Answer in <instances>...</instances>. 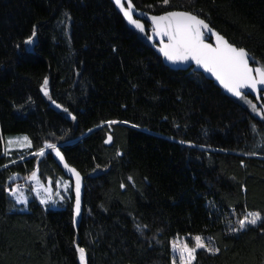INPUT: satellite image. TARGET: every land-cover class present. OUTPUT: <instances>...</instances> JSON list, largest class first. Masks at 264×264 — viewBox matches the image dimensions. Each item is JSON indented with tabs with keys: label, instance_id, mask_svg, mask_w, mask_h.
<instances>
[{
	"label": "trees",
	"instance_id": "trees-1",
	"mask_svg": "<svg viewBox=\"0 0 264 264\" xmlns=\"http://www.w3.org/2000/svg\"><path fill=\"white\" fill-rule=\"evenodd\" d=\"M130 2L143 34L113 0H0V264H80L77 245L85 264H172L182 235L219 249H198L192 264H264V119L193 67L167 66L145 20L191 12L264 67V0ZM263 96L245 97L261 111ZM16 134L31 147L5 154ZM45 141L83 177L75 223L72 191L57 210L31 187L26 210L4 191L34 170L41 181L67 178L50 149L29 156ZM253 211L257 226L228 230Z\"/></svg>",
	"mask_w": 264,
	"mask_h": 264
},
{
	"label": "snow or ice",
	"instance_id": "snow-or-ice-1",
	"mask_svg": "<svg viewBox=\"0 0 264 264\" xmlns=\"http://www.w3.org/2000/svg\"><path fill=\"white\" fill-rule=\"evenodd\" d=\"M114 3L131 25L141 32L145 30L144 24H142L139 19L133 18V5L130 0L127 7L122 3V0H114ZM163 4L168 5L169 0H163ZM63 15L68 17L69 13L65 12ZM151 21L153 33L156 36L167 37L166 43L161 40L159 51L168 61L173 63L187 61L194 62L197 66L203 68L205 72L211 73L227 92L241 100H244L246 95L243 93V89L248 88L256 90L257 85H264V67H256L255 69L250 67L249 56L244 48H238L228 43L223 36L213 32L212 29L209 28V25L196 15L183 11H167L164 12L163 15L151 16ZM205 31H208L215 36V46L205 42ZM35 37H37V27L34 25L31 35L25 39L23 44L25 46L33 45L35 43ZM148 39H152V37L149 36ZM16 47L19 50L21 45H17ZM28 50L30 49H25V51ZM47 86L48 78L45 77L40 90L46 97L51 99ZM29 99L31 98L29 97ZM51 102L57 108L62 107L60 104L56 103L55 100H52ZM252 107L255 110V105ZM63 111L68 112V109L64 108ZM68 114L73 120L76 119L71 113ZM108 123L111 125L117 122L109 121ZM124 123L127 122L125 121ZM253 130H255V127ZM89 131H91V129ZM111 140L112 137L109 136L105 143H110ZM181 143L184 142L181 141ZM188 143L191 146V142ZM13 144L19 145L21 148L31 147V141L27 136L9 138L7 145L11 146ZM46 149H50L61 161H64V157L57 145L47 141L44 142L43 147L34 153V156H44L46 154ZM5 154H7V148L5 149ZM251 154L254 155L255 153ZM117 155H120V153L117 152ZM11 162L15 163V161ZM64 167L75 177V204L73 217V222L75 223V217L81 213V176L75 168H69L66 163L64 164ZM14 176L15 174L10 176L9 179L14 178ZM27 179L32 182L30 191L36 193L37 197L40 198L41 204H47L49 202L53 204L56 203V200L53 199V195L58 196L60 200L64 199L59 192V181L56 183L57 191L53 194L50 186L46 187L40 183L38 172L36 170L32 171ZM129 179H131V177ZM63 186L66 191L70 189V185L67 182H64ZM121 187L123 188L124 185L122 184ZM4 191L13 196L17 203H27L26 196L18 186L5 188ZM261 219L260 212H249L242 219L237 221L238 227L229 228L228 230L230 232H238L245 229L248 225L257 226L258 221H261ZM143 227L146 228L147 226L145 225ZM136 229L138 232L141 231V226L136 225ZM261 230L264 232V229ZM194 240V247H189L187 243L182 245L176 242L172 243V251L179 255V264H192L195 259V253L198 249H204L210 254H215L219 251L218 248L209 247L201 235H196ZM76 252L79 254L80 264H85V248L77 245ZM172 264H176L175 258H173Z\"/></svg>",
	"mask_w": 264,
	"mask_h": 264
},
{
	"label": "water",
	"instance_id": "water-1",
	"mask_svg": "<svg viewBox=\"0 0 264 264\" xmlns=\"http://www.w3.org/2000/svg\"><path fill=\"white\" fill-rule=\"evenodd\" d=\"M169 11H183V12H188V11H185V10H169ZM167 12V11H166ZM191 13V12H189ZM163 13H160V14H148L146 17H145V20L146 22L149 24L150 26V30H149V33H148V37L151 36L152 39H149L151 42L155 43L157 45V53L158 55L162 58L163 62L171 67V68H175V69H187L189 67H193L195 70L199 71L200 73H202L207 79L213 81L216 85H218L220 87V89L226 94L228 95L229 97H232V98H237V97H234L231 93L227 92L226 89H224L220 84L219 82L215 79V77H213L211 75V73H208V72H205L203 68L197 66L194 62L192 61H187V62H176V63H173L171 61H168L164 56L163 54L159 51V47H160V43H161V40H163L165 43L167 42V37H160V36H156L153 31H152V21H151V16L153 15H163ZM192 15H195L193 13H191ZM197 16V15H196ZM198 18L204 20L203 18L197 16ZM205 21V20H204ZM205 23H207V21H205ZM208 24V23H207ZM210 32L208 31H205L204 35H205V42L206 43H209V44H212L213 46L216 45V39H215V36L212 35L211 39L209 40L208 39V34ZM218 34V33H217ZM221 35V34H219ZM222 36V35H221ZM224 37V36H223ZM225 38V37H224ZM225 40H227L225 38ZM228 41V40H227ZM229 43V42H228ZM231 44V43H230ZM233 45V44H232ZM235 46V45H233ZM236 47V46H235ZM239 48V47H238ZM248 53V51H246ZM248 56H249V53H248ZM249 66L252 67L253 69H255L256 67H260V66H254L251 61H250V58H249ZM243 93H245L246 95L245 96H250V97H257L259 96L261 93H264V85H257V89L256 90H252V89H248V88H245L242 90ZM41 93H43L41 91ZM51 107H54L56 109H59L57 108L52 102H50L49 104ZM108 139V137L105 139V141ZM107 145H110V143H105ZM61 145H57V147L59 148ZM60 150V149H59ZM61 152V151H60ZM62 154V153H61ZM64 157V156H63ZM53 158L56 162V164L58 165V167L63 171L64 175L71 181V184H72V197H73V211H74V204H75V177L72 175L71 172L68 171L67 168L64 167V164L66 163L69 168H74L72 166H70L65 158H64V161H61L59 159V157H57L55 155V153L53 152ZM81 176V175H80ZM83 192H84V186H83V177L81 176V210H82V203H83ZM80 215V214H79ZM76 216V217H79Z\"/></svg>",
	"mask_w": 264,
	"mask_h": 264
},
{
	"label": "rangeland",
	"instance_id": "rangeland-1",
	"mask_svg": "<svg viewBox=\"0 0 264 264\" xmlns=\"http://www.w3.org/2000/svg\"><path fill=\"white\" fill-rule=\"evenodd\" d=\"M114 1V0H113ZM128 2H129V0H122V3H124V5H125V7H127V4H128ZM123 14V13H122ZM137 15H140L138 12H136L135 11V9L133 8V18L134 19H138L137 18ZM126 19V21H127V23L131 26V27H133L134 29H136L133 25H131L129 22H128V20H127V18H125ZM138 32H140L141 34H143L144 33V31L143 32H141V31H139L138 29H136ZM31 46V45H30ZM263 98H264V96H263ZM264 100V99H263ZM262 100H260V99H258V102H261ZM243 102L244 103H246L249 107H250V109L259 117V118H262V119H264V104L262 105L263 107H262V110L260 111L258 108H257V102H252L251 101V99L250 98H248V97H245V99L243 100ZM253 105H255V110L253 109ZM24 136H26L25 134H16V135H8V136H6L5 137V140H4V149H6L7 148V152H10V151H12V150H15V149H25V148H28V147H24V148H21L19 145H16V144H13V145H11V146H8L7 145V141H8V139L9 138H19V137H24ZM30 140V139H29ZM47 150V149H46ZM34 153L35 152H33V153H31L29 156H32V155H34ZM40 180V179H39ZM60 182V188H59V192H60V195L61 196H63L64 197V199H65V197L67 196V195H69V192L70 191H72V184H71V181L68 179V178H65V179H56V180H52V179H47V180H45V181H41L40 180V183L41 184H43L44 186H46V187H48V186H50L51 188H52V191H53V194H55V192L57 191V188H56V183L57 182ZM64 182H67L69 185H70V189L68 190V191H66L65 189H64ZM14 186H18V184L17 185H14ZM28 186H26L24 189H21V191L24 193V195L26 196V198H27V191H28ZM35 193V192H34ZM35 195H36V193H35ZM37 196V195H36ZM12 198H14L13 196H12ZM38 198V200L40 201V198L39 197H37ZM15 199V198H14ZM53 199L54 200H56V203H51V202H49V203H47V204H42L43 205V207L45 208V209H52V210H57V209H62L63 208V201H64V199L63 200H60L59 199V197L58 196H55V195H53ZM28 200V199H27ZM18 204H21L23 207H21V210H26V205H27V203H18ZM195 237V236H194ZM194 237H192V243L190 242V239L189 238H191L189 235H182V236H178V237H176L175 239H173L172 241H171V245H172V243L173 242H176V243H178V244H185V243H187L188 244V246L189 247H194L195 246V240H194ZM203 239H204V241H205V243L208 245V243H207V241H206V238H204L203 237ZM171 245H170V249H171V255H172V261H173V258H175V260H176V264H179V255H178V253H174L173 251H172V247H171ZM209 246V245H208ZM210 247V246H209Z\"/></svg>",
	"mask_w": 264,
	"mask_h": 264
},
{
	"label": "built area",
	"instance_id": "built-area-1",
	"mask_svg": "<svg viewBox=\"0 0 264 264\" xmlns=\"http://www.w3.org/2000/svg\"><path fill=\"white\" fill-rule=\"evenodd\" d=\"M26 186H28V187H32V182L29 181V180H27V183H19V184H18V187H19L20 189H24Z\"/></svg>",
	"mask_w": 264,
	"mask_h": 264
}]
</instances>
